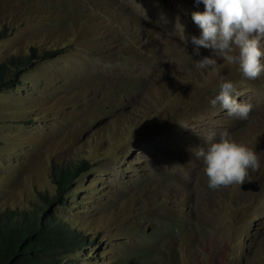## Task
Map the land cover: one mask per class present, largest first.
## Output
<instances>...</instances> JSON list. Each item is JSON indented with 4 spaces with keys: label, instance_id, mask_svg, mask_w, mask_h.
<instances>
[{
    "label": "rangeland",
    "instance_id": "374dc122",
    "mask_svg": "<svg viewBox=\"0 0 264 264\" xmlns=\"http://www.w3.org/2000/svg\"><path fill=\"white\" fill-rule=\"evenodd\" d=\"M204 10L202 0H0V62L35 49L0 87V210L29 208L55 191L54 163L88 158L53 206L89 242L66 254L74 264H264V72L248 79L219 56L218 72L195 67L212 55L191 41L192 13ZM177 15L187 44L169 33ZM222 81L253 104L247 120L211 105ZM225 129L257 153L245 181L258 190L208 186L193 149Z\"/></svg>",
    "mask_w": 264,
    "mask_h": 264
},
{
    "label": "clouds",
    "instance_id": "9594fccd",
    "mask_svg": "<svg viewBox=\"0 0 264 264\" xmlns=\"http://www.w3.org/2000/svg\"><path fill=\"white\" fill-rule=\"evenodd\" d=\"M200 3L201 0H196ZM203 12L192 13L193 22L201 29L199 36H191L196 45L195 54L201 55L200 48L210 49L212 55L202 56L195 67L211 68L218 72L219 66L215 57H223L230 62H238L243 75L248 79H257L264 72L261 57L264 50L261 41L264 38V0H202ZM143 8V6L141 5ZM143 19L149 20L146 10ZM165 23L168 21L165 20ZM160 23V21H157ZM186 24L177 15L175 30L169 32L184 43H188L185 35ZM234 47L237 55H232ZM218 94L210 101L215 107L219 104L227 110L228 115L247 120L253 110L250 101L238 102L240 94L232 81H222ZM206 146L193 149L194 155L201 160L208 177V186L218 189L221 186L243 184L249 169L260 167L257 153L244 142H237L227 130H222L217 138L216 132H209L205 137Z\"/></svg>",
    "mask_w": 264,
    "mask_h": 264
},
{
    "label": "trees",
    "instance_id": "16d2710c",
    "mask_svg": "<svg viewBox=\"0 0 264 264\" xmlns=\"http://www.w3.org/2000/svg\"><path fill=\"white\" fill-rule=\"evenodd\" d=\"M9 56L0 62V87L10 86L17 78L19 67L29 64L35 56ZM44 56L52 55L44 50ZM91 166L90 159L54 163L52 194L39 191L37 202L27 209L0 210V264H74L66 254L82 249L88 242L77 226L71 225L53 209L64 204L67 193L79 174Z\"/></svg>",
    "mask_w": 264,
    "mask_h": 264
},
{
    "label": "water",
    "instance_id": "95a60500",
    "mask_svg": "<svg viewBox=\"0 0 264 264\" xmlns=\"http://www.w3.org/2000/svg\"><path fill=\"white\" fill-rule=\"evenodd\" d=\"M217 91V88H211V92ZM243 189L258 190L260 188V183L257 180H247L241 184Z\"/></svg>",
    "mask_w": 264,
    "mask_h": 264
}]
</instances>
